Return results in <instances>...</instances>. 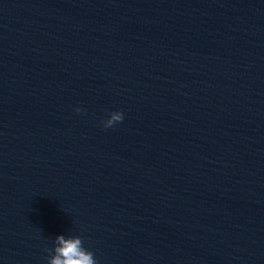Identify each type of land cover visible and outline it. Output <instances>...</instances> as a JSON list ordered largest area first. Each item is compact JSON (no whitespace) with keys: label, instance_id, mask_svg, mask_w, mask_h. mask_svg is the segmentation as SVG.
Masks as SVG:
<instances>
[{"label":"water","instance_id":"water-1","mask_svg":"<svg viewBox=\"0 0 264 264\" xmlns=\"http://www.w3.org/2000/svg\"><path fill=\"white\" fill-rule=\"evenodd\" d=\"M69 233L264 264V0H0V264Z\"/></svg>","mask_w":264,"mask_h":264},{"label":"clouds","instance_id":"clouds-1","mask_svg":"<svg viewBox=\"0 0 264 264\" xmlns=\"http://www.w3.org/2000/svg\"><path fill=\"white\" fill-rule=\"evenodd\" d=\"M77 114H87L86 109L77 107ZM124 120L122 111H113L100 120L104 129L113 128ZM45 264H98L94 253L84 246V241L76 234H59L51 241V247L44 249Z\"/></svg>","mask_w":264,"mask_h":264}]
</instances>
